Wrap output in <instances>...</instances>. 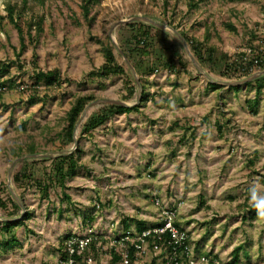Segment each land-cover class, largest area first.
<instances>
[{
  "label": "crops",
  "instance_id": "crops-1",
  "mask_svg": "<svg viewBox=\"0 0 264 264\" xmlns=\"http://www.w3.org/2000/svg\"><path fill=\"white\" fill-rule=\"evenodd\" d=\"M198 63L213 81L193 61L187 72L139 75L147 105L89 131L77 147L75 173L56 179L57 201L49 186L36 184L46 203L36 212L21 206L30 217L8 231L3 222L22 216L0 221L11 264H62L66 236L90 226L103 236L135 234L162 223V205L178 203L176 224L188 231L196 255L207 257L203 264H228L238 248V264H264V88L254 113L255 83L230 89ZM209 82L225 87L213 90Z\"/></svg>",
  "mask_w": 264,
  "mask_h": 264
},
{
  "label": "rangeland",
  "instance_id": "rangeland-1",
  "mask_svg": "<svg viewBox=\"0 0 264 264\" xmlns=\"http://www.w3.org/2000/svg\"><path fill=\"white\" fill-rule=\"evenodd\" d=\"M190 1L102 0L92 7L89 17L94 16L95 19L89 23L83 16L81 0H27L26 3L24 0H0V58L8 64V69L0 74V84H3L0 91V221L15 210L8 195V191L11 192L9 185L18 194L23 206H33L35 212L46 203L42 199L43 194L36 190L39 188L36 184L47 183L52 200L57 201L56 196L61 192L57 175L53 173L54 161L60 154L74 150V136L78 139L76 148L90 137L92 132L84 134L82 129L89 117L102 107L92 102L115 99L132 106L135 104L134 99L123 100L125 77L87 75L105 62L102 46L110 42L115 45L113 37L122 49L121 53L114 46L117 61L126 68L129 76L135 77V72L140 78L134 63H138L143 56L136 55L130 60L122 48V44L128 47L125 40L136 29L124 24L139 20L149 22L150 19L165 26L160 27L162 30L152 29V36L155 37L153 57L157 55L154 51L161 42H165L168 48L179 49L177 42L181 38L177 33L182 35L181 32H185L201 41L208 25L213 33L210 44L227 53L247 47L251 32L255 36L264 33V0H197L198 5L194 8H190ZM8 4L17 10L16 22L24 33L23 50L19 33L8 17ZM39 19H43L42 31L30 30L29 23ZM226 23H231L234 30H230ZM182 42L184 49L189 50V53L186 50L189 57H194L186 40ZM155 58L151 55L143 57L146 64ZM35 69L56 71L60 75L59 80L55 83L38 82ZM216 78L221 83L240 81L246 77ZM88 93H94L97 99L88 104L85 116L81 119V115L76 124L73 139H69L63 134L68 123L67 112L77 95ZM248 165L255 167L250 162ZM26 167L28 177L16 182L15 174ZM7 238L8 234L0 227V264L10 263L8 253L5 255L2 248Z\"/></svg>",
  "mask_w": 264,
  "mask_h": 264
},
{
  "label": "trees",
  "instance_id": "trees-1",
  "mask_svg": "<svg viewBox=\"0 0 264 264\" xmlns=\"http://www.w3.org/2000/svg\"><path fill=\"white\" fill-rule=\"evenodd\" d=\"M25 3L27 0H24ZM41 2H45V0H40ZM102 0H81V8L83 16L88 19L89 23H92L95 19L94 16L89 17L92 7L95 4H98ZM198 3L197 0H191L190 1V8L197 7ZM8 17L12 23H14L19 36L21 40V48L25 47L23 41H24V33L22 30V27L19 23L16 22V7L8 4ZM29 29L32 30L33 28L36 29L37 32L42 31V24L43 19H39V21L32 20L29 23ZM139 24V25H137ZM130 29H136L134 33L131 34L130 37H128L126 41V45L128 47H124L122 44L123 51L125 55L132 60V57H135L136 55L149 56L151 55L153 59L152 62L149 61V64H146V60L141 58V60L137 63H134V68L136 69L137 73L139 75H150L152 73L157 72L158 70L167 69L171 73L179 72V70L182 68L186 72L188 71V66L192 64V60L190 59L189 55L186 53V50L183 47V42L180 39L177 44L179 45L178 48H168L165 42H161L159 44V47L157 51L154 52L157 53L156 56L153 57V51L154 49V39L155 37L152 36V29L156 28L158 30H162L159 26H156L154 24H151L150 22L146 21H134L124 24ZM146 25L147 27L142 29V26ZM226 26L230 30H234V26L230 23H226ZM138 28V31H137ZM182 36L185 38L186 43L191 49V52L194 57L200 62V64L208 70L209 73H214L219 75L221 78L225 79H243L245 77L251 76L254 72L262 71L264 70V50L260 53L259 56H257V63L254 61V59L250 58L246 52L243 50H238L235 53H227L222 52L220 49L216 46H212L211 39L213 37L212 33V27L210 25L206 26V32L204 35V38L200 41L198 39H195L193 37H190L185 32H181ZM264 34V33H263ZM260 33L253 34L251 32V38L247 41V44L249 47H259L260 45L258 42L260 39ZM165 41V39H164ZM165 44V45H164ZM115 45L110 43H103L102 51L104 53L105 62L98 68L90 71L87 75L89 77H98V78H108L112 75H119L121 77L126 78L125 82V88L126 93L124 94V99L126 101L136 99V94L138 91V85L136 82L135 77H132L126 71V68L120 64L117 61L116 53H115ZM247 46V47H248ZM155 60V61H154ZM3 70L8 69V64L3 63L2 64ZM198 75L200 73L198 72ZM36 80L42 81H48L50 83H55L59 80V73L54 71H47V72H37L36 73ZM252 83H255L256 87V97L253 100L252 103V111L255 113V109L258 106L259 103V95L262 92V89L264 88V74L260 75L253 81H251L248 85H251ZM210 88L213 90H218L221 88H224L225 85L217 83V82H209ZM142 86V93L140 97V101L138 104L133 106H123L120 104H102V107L99 108V110L92 114L87 122L84 124V127L82 129L83 133H88L91 129L101 125L102 123L106 122L108 118H110L114 114H122V113H131L138 111L140 107H145L150 100V93L146 90L145 84H141ZM0 87H3V84H0ZM230 89H240L241 85H233L229 87ZM97 99L94 93H88L83 95H77L75 100L73 101L70 109L67 112V126L63 131V134L66 135L69 139H73L74 129L76 127L77 122L79 121L83 110L85 109L86 105L91 103ZM252 102V101H250ZM33 150H31V153H33ZM15 152V151H14ZM82 150L76 148L73 152L69 154H60L57 162L54 164V171L57 173V177L59 176L63 181L64 178L67 176L72 175L75 173L79 157L81 156ZM16 153V152H15ZM17 156L18 153H16ZM47 159V158H45ZM27 167L24 168L21 171L17 172L15 174L14 180L16 182H22L25 177H28L27 174ZM36 182V180H34ZM42 189L48 188V184L41 183L38 184ZM45 186V187H44ZM9 199L12 202L13 207L15 210L11 213L12 215L8 217H19L21 215V206L15 200L11 192L8 191ZM30 217V213L26 211L20 219L17 220H7L3 222V226L5 230H10L14 226L22 225L25 220H27ZM240 248L235 250L236 256L231 260L228 264H238V255L237 252Z\"/></svg>",
  "mask_w": 264,
  "mask_h": 264
},
{
  "label": "built area",
  "instance_id": "built-area-1",
  "mask_svg": "<svg viewBox=\"0 0 264 264\" xmlns=\"http://www.w3.org/2000/svg\"><path fill=\"white\" fill-rule=\"evenodd\" d=\"M259 47L242 49L257 63L264 50V34ZM0 87V91H1ZM157 201V204H160ZM181 203L162 205L160 225L149 226L133 234L109 237L95 227L68 235L62 242V264H203L205 255L197 256L188 231L176 224ZM216 264H225L216 262Z\"/></svg>",
  "mask_w": 264,
  "mask_h": 264
},
{
  "label": "water",
  "instance_id": "water-1",
  "mask_svg": "<svg viewBox=\"0 0 264 264\" xmlns=\"http://www.w3.org/2000/svg\"><path fill=\"white\" fill-rule=\"evenodd\" d=\"M148 21H149L151 24H154V25H156V26H159V27H162V28L165 27L164 25H162V24H160V23H158V22H155V21H153V20L148 19ZM177 34H178V36L181 38V40L185 42V38H184L182 35H180L179 33H177ZM112 41L114 42V44L116 45V47L118 48V50L122 53V49H121V47L118 45L117 41L113 39V37H112ZM186 50H188V49H186ZM188 53H189V50H188ZM191 59H192L193 63L198 67V69L201 70V71L203 72V69H202L201 66L199 65L198 61H197L194 57H191ZM129 64H130V63H129ZM203 73H204V74H205L210 80L213 81L212 77H210L209 74H207L206 72H203ZM262 74H264V70H262V71H258V72H256V73H253L251 76H249V77H247V78H245V79H243V80H240V81H225V82H221V83H223V84H227V85H240V84H246V83H248V82H250V81L256 79L257 77H259V76L262 75ZM134 76H135L136 82H137V84H138V86H139V89H140V90H139V96H138V100H139L140 97H141V93H142L141 81H140L138 75H137L135 72H134ZM104 102H105V103L120 104V105H123V106H131L130 104H127L125 101H115V102H114L113 100H108V99H97V100H95V101L92 102V103H93V104H99V103H104ZM92 103H91V104H92ZM88 107H89V105H87V106L85 107V109L83 110V113H82V117H81V119L85 116ZM81 119H80V120H81ZM80 120H79V121H80ZM74 142H75V146H76L77 143H78V139H77L76 136H74ZM35 156H36V155H35ZM21 158H22V157H21ZM21 158H18V159H21ZM13 166H14V162L12 163V166H11V168H10V173H11V171H12V167H13ZM9 189H10L11 193L13 194L14 198H15V199L17 200V202L20 204V206L23 207L22 202H21L19 196L16 194V192L13 190V188H12L10 185H9Z\"/></svg>",
  "mask_w": 264,
  "mask_h": 264
},
{
  "label": "clouds",
  "instance_id": "clouds-1",
  "mask_svg": "<svg viewBox=\"0 0 264 264\" xmlns=\"http://www.w3.org/2000/svg\"><path fill=\"white\" fill-rule=\"evenodd\" d=\"M261 206H264V201H261Z\"/></svg>",
  "mask_w": 264,
  "mask_h": 264
}]
</instances>
